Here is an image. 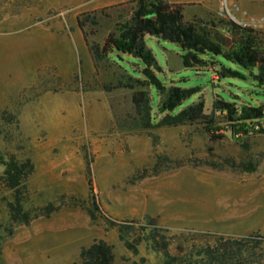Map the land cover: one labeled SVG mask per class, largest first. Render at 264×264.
Returning <instances> with one entry per match:
<instances>
[{"label": "rangeland", "instance_id": "1", "mask_svg": "<svg viewBox=\"0 0 264 264\" xmlns=\"http://www.w3.org/2000/svg\"><path fill=\"white\" fill-rule=\"evenodd\" d=\"M104 1L0 0V264H78L80 248L95 238L113 245V264H165L144 236L136 255L127 250L108 220L130 221L144 234L158 227L171 250L201 244L202 233L264 238V133H233L218 111L159 124L169 112H159L154 88L141 120L132 101L137 87L125 85L144 78L143 64L122 54L118 61L115 52L95 62L89 51L131 15L133 0ZM183 14L202 19L185 5ZM85 17L81 29L77 20ZM203 20L228 35L218 23L231 20L226 14ZM256 30L264 43V29ZM145 42L163 85L196 90L175 112L202 102L210 115L220 97L238 108L264 102L251 77L218 75L220 64L237 68L222 57L185 68L177 44ZM10 157L33 165L23 192L28 224L12 221L7 208L14 192L2 162Z\"/></svg>", "mask_w": 264, "mask_h": 264}, {"label": "trees", "instance_id": "2", "mask_svg": "<svg viewBox=\"0 0 264 264\" xmlns=\"http://www.w3.org/2000/svg\"><path fill=\"white\" fill-rule=\"evenodd\" d=\"M184 5L168 0H133L130 18L119 24L115 31L109 32L101 45L89 44L93 61L111 59L115 52L114 57L118 61H122V55H126L143 64L144 78L134 77L132 83L125 85L129 88L137 87L132 94V101L141 120L147 119L152 109L149 91L154 88L160 91L162 96L159 112H169L158 122L159 124L177 125L202 121L211 119L218 111L228 122L231 132L242 131L246 134L250 122L263 115L264 102L238 108L234 102L220 97L214 101L210 115L204 113L202 102L190 103L175 112L196 90L179 85L167 87L161 83L154 73V69H158L159 66L151 49L146 45L145 37L155 36L177 44L183 51L181 62L185 68L215 65L217 62L215 57L220 56L237 66L233 69L220 64L217 72L220 77H232L240 81L251 77L254 86L264 95V43L259 38L260 32L233 20L226 22L219 20L220 26L227 27L228 35H223L214 29L215 24L210 20L200 18L195 21L186 20L183 14ZM86 20L88 17L77 20L79 28H83ZM208 25L213 28H208ZM145 86H149V90L144 88ZM213 129V126L207 127L209 133ZM2 164L4 167L2 178L5 185L14 192L13 200L7 202L10 218L14 222L28 224L32 217L23 207V192L26 190V182L32 173L33 165L29 159L18 161L14 157L3 160ZM90 181L88 180V184L92 193ZM95 207L97 209V206ZM108 222L118 227V239L127 250L136 255L137 243L144 236L152 250L163 254L165 264H264V249L261 247L264 238L258 234L234 238L202 233L198 235L199 238H203L201 244H192L189 249L176 245L171 250L170 239L161 233L158 227L153 226L144 234L137 233V228L130 221ZM146 229L144 226L141 227V231ZM139 261L144 262L145 258L141 256ZM113 262V245L102 238H95L90 244L80 248L78 264Z\"/></svg>", "mask_w": 264, "mask_h": 264}, {"label": "crops", "instance_id": "3", "mask_svg": "<svg viewBox=\"0 0 264 264\" xmlns=\"http://www.w3.org/2000/svg\"><path fill=\"white\" fill-rule=\"evenodd\" d=\"M124 0H105L104 4ZM183 3L191 9V14L202 19H211L226 14L238 24L254 29H264V0H168ZM225 11V12H223Z\"/></svg>", "mask_w": 264, "mask_h": 264}, {"label": "built area", "instance_id": "4", "mask_svg": "<svg viewBox=\"0 0 264 264\" xmlns=\"http://www.w3.org/2000/svg\"><path fill=\"white\" fill-rule=\"evenodd\" d=\"M264 133V110L263 115L250 122L247 134H259Z\"/></svg>", "mask_w": 264, "mask_h": 264}]
</instances>
